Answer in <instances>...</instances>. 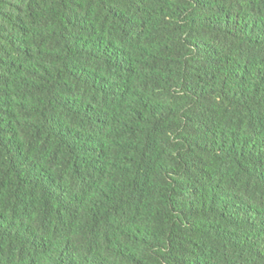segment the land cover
I'll use <instances>...</instances> for the list:
<instances>
[{"label":"trees","instance_id":"1","mask_svg":"<svg viewBox=\"0 0 264 264\" xmlns=\"http://www.w3.org/2000/svg\"><path fill=\"white\" fill-rule=\"evenodd\" d=\"M0 264H264V0H0Z\"/></svg>","mask_w":264,"mask_h":264}]
</instances>
